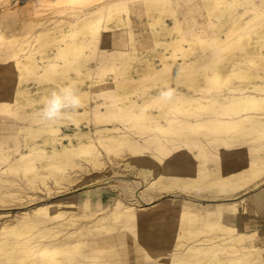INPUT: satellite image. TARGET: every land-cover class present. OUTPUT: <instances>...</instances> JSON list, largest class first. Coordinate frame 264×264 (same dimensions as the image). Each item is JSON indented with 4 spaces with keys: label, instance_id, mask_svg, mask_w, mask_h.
<instances>
[{
    "label": "bare ground",
    "instance_id": "6f19581e",
    "mask_svg": "<svg viewBox=\"0 0 264 264\" xmlns=\"http://www.w3.org/2000/svg\"><path fill=\"white\" fill-rule=\"evenodd\" d=\"M262 208L264 0H0V264H264Z\"/></svg>",
    "mask_w": 264,
    "mask_h": 264
},
{
    "label": "clouds",
    "instance_id": "9594fccd",
    "mask_svg": "<svg viewBox=\"0 0 264 264\" xmlns=\"http://www.w3.org/2000/svg\"><path fill=\"white\" fill-rule=\"evenodd\" d=\"M164 100L174 98L175 90L167 88L159 93ZM83 94L78 87L67 84L48 91L47 97L38 109L40 120L50 124L72 123L83 108Z\"/></svg>",
    "mask_w": 264,
    "mask_h": 264
},
{
    "label": "rangeland",
    "instance_id": "374dc122",
    "mask_svg": "<svg viewBox=\"0 0 264 264\" xmlns=\"http://www.w3.org/2000/svg\"><path fill=\"white\" fill-rule=\"evenodd\" d=\"M261 210H263V212H264V208H262ZM264 221H262V223H263Z\"/></svg>",
    "mask_w": 264,
    "mask_h": 264
}]
</instances>
